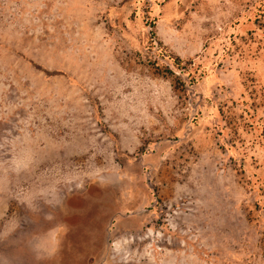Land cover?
Masks as SVG:
<instances>
[{"label":"rangeland","instance_id":"obj_1","mask_svg":"<svg viewBox=\"0 0 264 264\" xmlns=\"http://www.w3.org/2000/svg\"><path fill=\"white\" fill-rule=\"evenodd\" d=\"M263 5L0 0V264H264Z\"/></svg>","mask_w":264,"mask_h":264},{"label":"trees","instance_id":"obj_2","mask_svg":"<svg viewBox=\"0 0 264 264\" xmlns=\"http://www.w3.org/2000/svg\"><path fill=\"white\" fill-rule=\"evenodd\" d=\"M261 9H264V5L262 7H260ZM260 8H258V10H260ZM260 12V11H259ZM169 72H171L169 69H168ZM172 73V72H171ZM176 76V75H175Z\"/></svg>","mask_w":264,"mask_h":264}]
</instances>
